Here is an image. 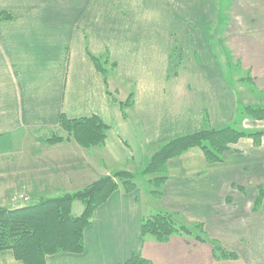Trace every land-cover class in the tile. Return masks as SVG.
<instances>
[{"label":"crops","instance_id":"0c3cea01","mask_svg":"<svg viewBox=\"0 0 264 264\" xmlns=\"http://www.w3.org/2000/svg\"><path fill=\"white\" fill-rule=\"evenodd\" d=\"M84 1L0 0V13L11 18L0 22V199L19 188L18 171L22 189L34 195L53 185H84L114 170L142 167L159 142L198 129L205 115L210 128L251 123L264 130V122L239 117L238 80L222 72L215 53L207 57L205 41L192 44L203 53L188 59L189 67L185 59L173 61V42L166 38L176 16L158 4L168 0H102L101 11L85 14L79 9ZM196 1L197 6L186 0L181 11L182 23L192 25L187 22L184 33L195 28L191 36L206 33L202 3L213 1L215 14L221 8L220 1ZM228 9L234 29L217 44L249 76L251 96L264 98V0H230ZM159 26L165 29L160 32ZM87 52L106 53L118 79L133 84L130 116L109 96ZM162 60L164 74L158 68ZM61 116L96 117L109 130L104 144L90 149L72 140L45 144L48 135L67 136ZM166 172L159 207L143 202L138 190H119L94 212L83 233L84 252L47 256L45 264H124L132 255L151 264H264V216L244 220L241 229L232 227L237 219L231 218L240 209L252 210L255 190L264 189V136L258 144L240 139L218 164L190 149L169 160ZM155 210L203 224L207 236L237 260L217 261L209 244L177 236L166 244L142 242L141 220ZM0 264L22 263L5 251Z\"/></svg>","mask_w":264,"mask_h":264},{"label":"trees","instance_id":"16d2710c","mask_svg":"<svg viewBox=\"0 0 264 264\" xmlns=\"http://www.w3.org/2000/svg\"><path fill=\"white\" fill-rule=\"evenodd\" d=\"M0 17L8 19L9 15L0 13ZM88 56L95 69L102 74L106 87L107 75L110 72L109 69L115 67L114 63L110 62L106 53L101 56L90 54ZM119 105L123 111L125 104L119 103ZM239 112L240 118L264 121V107L247 106L240 108ZM59 126L67 136L52 134L44 140L45 144L52 145L67 141L71 139V136L85 146H100L105 141L107 126L96 117L68 120L61 116ZM263 135L264 131L251 132L229 125L218 129L200 130L171 140L162 146L145 164V172L156 175L163 173L169 160L181 156L192 148L199 149L208 163H220L222 154L238 140L247 138L258 144ZM116 173L113 174L115 177L118 176L120 180L118 182H115V178H101L74 194L45 198L25 206L0 207V253L11 251L14 258L22 264H45L47 256L59 253L81 254L84 250L83 232L89 226L92 213L113 193L120 189L124 190V193H131L137 187L133 181L135 174L116 175ZM160 174L148 183L155 186L156 182L164 179ZM75 201H82L84 204L79 216H72L70 213ZM173 216L171 213L162 212L149 218L143 217L141 220L142 241L150 237L155 242L165 243L173 236L185 237L209 244L213 257L217 261L236 258L235 253L221 251L215 242L195 233L194 230H201L200 225L191 228L178 225ZM124 264L150 263L138 255H132Z\"/></svg>","mask_w":264,"mask_h":264},{"label":"rangeland","instance_id":"374dc122","mask_svg":"<svg viewBox=\"0 0 264 264\" xmlns=\"http://www.w3.org/2000/svg\"><path fill=\"white\" fill-rule=\"evenodd\" d=\"M189 1H190L189 3L192 4V5H196V6L198 5V2L196 0H189ZM216 1H217V3L220 1V5L219 6L221 7V8H216V13L217 14H215L213 1L206 2L205 4L202 3L201 6H199V7L202 8V9L198 8L199 10H201L203 12L207 11V14H206L207 15V17H206V21H207L206 33H202V34H199V35L194 34V36H191V35H192V31L195 28L192 29V31L186 32L188 34H185L184 33V28L186 29L185 26H187V24H189V26L192 27V25L188 21H187L188 23L186 22L187 24L186 23L183 24L182 21H181L182 20V16H183L181 11H182L183 7L187 4L186 0H168L169 3H165L164 1L161 2V3H158L159 4V9H161V7H164L166 5L168 7L167 9L169 10V13H172V11H174V13H175L174 16H176L174 18V22H173L174 23L173 30L171 32H169V34L167 35V38H166L167 41L170 43V45H172V42H173V47H174L173 48L174 50L172 51V53H174L173 61H177V60L180 61V60L185 59L186 60V65H187V60L188 59L193 60L195 58L194 57L195 55L199 56L200 53L201 54L203 53L201 50L193 49V45L192 44H197V43H201L202 41H205V43H207V45H208V48L204 50V52L207 54V57L210 56L209 54L215 53L216 58L222 64V72L223 73H229L231 75L233 74V76L236 77L237 80H238L237 82H235L236 84H238V87H240L239 88L240 89L239 92L241 91V93H240L241 97H240V100H239L241 105H239L238 110L240 111V108L247 107V106L248 107H261V105L264 104V98H259L257 95L251 96V92L246 90V89H251V86H252L251 81L249 79V76L245 72L242 71L240 65H237L231 59H230V61H231L230 62L228 60V58L225 56V54H224L225 51L220 49V45L221 44H217V42L221 40V37H222V39L224 38L223 40H225V38L227 37L226 33H224V32L226 30H231L232 31V29H234V27L233 26L232 27L229 26L230 25L229 17H227V16H229V9L228 8H229V5H230V0H216ZM216 1H215V4H216ZM79 9L84 14L86 12V9H89L90 11L91 10L101 11L102 10V0H90V1L88 0V2H85V1L81 2V3H79ZM220 12H222L221 14H223L224 17H221ZM10 19H11L10 17L8 19H7V17H0V22H2V21L6 22L7 20H10ZM189 19H190V17H189ZM225 25H227L226 28H225ZM162 29H165V28L163 26H159V31L160 32L163 31ZM193 37H197V39H193V41H197L196 43H191V39ZM186 43H189V45L187 46ZM210 45L212 46L213 49H209V47L211 48ZM183 47H184V52L182 51ZM200 47H202V46H200ZM181 52L183 53V56H181ZM87 53H89V52H87ZM159 64H160V65H158L159 72L164 74V71H165V68L167 67V65L165 64L164 60L159 61ZM161 64H163V65H161ZM190 65H191V63H190ZM187 67H189V65H187ZM109 70H110V72L107 75V79L108 80H107V83H106V89H107L110 97H112L114 99L117 97L116 98L117 100L115 99V101H117V103L119 102V103L125 104L124 105L125 109L123 110L124 112L123 111L122 112H123V116L124 117H128V116H130L131 111L133 109V105H134V102H133V86H132L133 84L130 83V82L124 83V81H122L121 79H118V77H117L118 73H117V67L116 66L115 67H111ZM97 72H99V71H97ZM112 81H114L116 83V86H117V92H115V93L113 92L114 89L112 87V85H113ZM250 84H251V86H250ZM119 103H118V105H119ZM130 103H131V106L129 107ZM239 116H240V114H239ZM244 119H248V118H244ZM248 120H253V119H248ZM253 121H256V120H253ZM258 122H264V121H258ZM243 126H244L245 129L244 128H241V129L246 130V131H251V132L252 131H255V132L264 131L262 129H259V128L255 127L254 124H251V123H248V124L247 123H245V124L242 123L241 127H243ZM233 127L237 128V126H235V125ZM205 129H218V128H212V127L210 128V126L208 125V117L206 115L203 117V122H202L201 126L198 129H196L194 131L191 130L187 134L178 135V136H175V137L170 138V139H168L166 141H163V142L161 141V143L159 142L158 146L156 148H154V150L152 148V151L149 154L150 158L148 160L152 159L155 156V154L159 151V149L162 148V146H164L169 141L174 140V139L179 138V137H182V136H185V135H190V134H193V133H196V132H198L200 130H205ZM108 131L109 130L106 129L105 139H106V134H107ZM49 136L50 135H48L47 137H49ZM243 139H247V138H243ZM71 140L74 141L82 149H90L92 147H100L101 146V145L100 146L99 145H97V146H85V145L80 144L79 142H77L72 136H71L70 141ZM236 143H234L231 146H229V150ZM52 145H55V144H52ZM229 150L225 151L224 153L228 152ZM224 153L222 154V158H223ZM261 160H263V159H261ZM18 163H21V162H18ZM209 164H218V163H209ZM114 171L113 172L111 171V172L107 173L108 175L105 174L103 176H98V177L92 179V181H87L84 185L82 184V185H79V186H69L67 184V186H66L65 184H63V185L61 184V185L56 186V188H55V185H53V188H51L49 191L41 193V194H39L40 192H37L34 195H31L29 192H27L24 189H22V187H21V177H20L21 176V171H18L17 172L18 177H16V176L14 177V184L17 183L19 188L18 187H14L12 193H10V195H7L6 199H0V207L25 206L27 204L36 203L39 200H43L45 198H51V197H55V196L65 195V194H74L75 192H79V191L83 190L84 188H86L88 186H91L92 184L96 183L101 178H107V177L108 178H115V182H118L120 180H119V178H117L118 176H116V177L114 176V174H113ZM145 171H146L145 170V165H143L142 167H131V168L123 169V170H118V171H115V172H117L116 175H119V173H127V174H130V175L135 174V175H133L135 177V179H133V181L135 182L137 187L135 188V190L133 189V191L131 193L135 194V193H137V190H138L139 191L138 193H140L141 200L143 202L146 203L147 201H149L152 205H156L157 207H159L160 201H161L162 196H163L162 186H163L164 181H165V179L167 177V172L165 170L163 173H161L163 175L164 179L160 180L159 182H156L155 186H152L151 183L150 184L148 183V181L152 180L155 177H157L160 173H157L158 175H156L154 173L153 174H150L148 172L146 173ZM64 182H68V179H65ZM71 182H72V180H71ZM120 191L125 192L122 189H120ZM131 193H129V194H131ZM254 194H255L256 198H255V200L253 202L254 203L253 209L252 210L248 209L249 211H245V209L244 210L240 209V211H237L235 213L234 217H231V218H236L237 219V225H236V222H234L235 224L233 226L231 225L232 227H238L239 226L240 227L239 229H241V226H243V224H244V220H247V219H249L251 217L253 219H256V217L259 216V215L264 216V209H263V206H262V202L264 200V189L263 188H259L257 193H256V190H255ZM249 196H251V195H249ZM73 205H75L74 208H73ZM83 208H84V204H83L82 201H75L72 204V209L70 210V213H71L72 216H79L81 214ZM94 212L91 215V218H90V221H89V225L91 224V220H92ZM162 212H168V213L173 214L175 216V217L173 216V218L178 223V225L179 224L180 225H185V226H187L189 228H191V227H193L195 225H200L202 227L201 230H194V232L197 233L198 235L202 236L203 238L207 239V240H211L207 236V233H206V230H205V227L203 226V224H201V223H193V224L186 223L185 220L182 219L178 214H176L174 212H171V211H165V210H162V211L158 210L157 211V210H155V212H152V214H150V215L145 214L144 218H149V217H151L153 215H156V214H159V213H162ZM233 221H236V220H233ZM182 238H185V237H182ZM185 239H189V238H185ZM145 240H151V241L155 242L150 237H147ZM145 240H143L142 242H144ZM194 241H196V240H194ZM211 241L215 242V245L218 248H220L221 251L228 252V250L225 249V247H223V245H221V243H219L217 241H214V240H211ZM167 242H165V243L156 242V243L157 244H166ZM196 242L203 244V242H198V241H196ZM84 249H85V246H84ZM83 252H84V250H83ZM262 255L263 254H261V256ZM235 256H236V258H228V259H223V260H219V261H234V260H237V258H238L237 254Z\"/></svg>","mask_w":264,"mask_h":264}]
</instances>
